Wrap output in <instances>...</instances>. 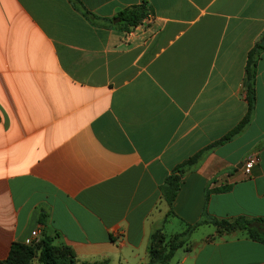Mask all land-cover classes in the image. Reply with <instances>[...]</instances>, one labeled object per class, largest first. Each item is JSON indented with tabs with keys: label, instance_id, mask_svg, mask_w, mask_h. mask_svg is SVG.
<instances>
[{
	"label": "crops",
	"instance_id": "obj_1",
	"mask_svg": "<svg viewBox=\"0 0 264 264\" xmlns=\"http://www.w3.org/2000/svg\"><path fill=\"white\" fill-rule=\"evenodd\" d=\"M78 1L109 19L145 2L149 19L124 32L70 0H0V260L35 230L76 263L144 264L150 231L204 209L264 218V46L248 124L183 174L168 215L159 190L244 115L264 0ZM170 264H264V243L201 223Z\"/></svg>",
	"mask_w": 264,
	"mask_h": 264
},
{
	"label": "trees",
	"instance_id": "obj_2",
	"mask_svg": "<svg viewBox=\"0 0 264 264\" xmlns=\"http://www.w3.org/2000/svg\"><path fill=\"white\" fill-rule=\"evenodd\" d=\"M70 2L93 24H95L96 21L106 20L111 26L124 32L141 23L149 13L146 3L140 2L120 9L110 19L100 18L85 9L78 0H70ZM112 19H115L114 23H111ZM262 48L263 47L256 42L246 53L244 64V98L246 101V111L242 118L218 139L176 163L164 178L159 190L162 199H164L168 207L166 215L172 213V201L183 174L192 170L205 152L232 139L248 124L254 108L256 61ZM207 196L208 193L206 192L204 194V202L207 200ZM201 223H210L214 225L217 232H228L235 229L242 230L247 237L264 243V230L258 231L251 226L253 223L264 224L263 217H245L238 215L231 219L216 218L207 214L204 209L196 222L185 224L184 229L180 232L166 234L161 228H155L150 231L148 243L146 245V261L144 264H170L173 251L180 247L186 248L190 233ZM33 259H35L38 264H94L88 262L76 263L69 247L65 245H54L47 236L40 237L37 241L28 244L12 242L6 257L0 260V264H31Z\"/></svg>",
	"mask_w": 264,
	"mask_h": 264
},
{
	"label": "built area",
	"instance_id": "obj_3",
	"mask_svg": "<svg viewBox=\"0 0 264 264\" xmlns=\"http://www.w3.org/2000/svg\"><path fill=\"white\" fill-rule=\"evenodd\" d=\"M148 19H149V17L146 16V17L142 20V22L147 21ZM142 22H141V23H142ZM139 24H140V23H139ZM255 161H256L255 156H250V157H248V158L244 161V163H243V170H244L245 173L248 172V168H249V167H250ZM36 235H37V233H36L35 230L30 231V233H29L30 238L27 240V242H26L25 244H28V243H31V242H35V241H37L38 238H37Z\"/></svg>",
	"mask_w": 264,
	"mask_h": 264
},
{
	"label": "rangeland",
	"instance_id": "obj_4",
	"mask_svg": "<svg viewBox=\"0 0 264 264\" xmlns=\"http://www.w3.org/2000/svg\"><path fill=\"white\" fill-rule=\"evenodd\" d=\"M205 228H206V227H199V228H197V229L194 231V233H193L192 236H193V237H198L200 234L203 233V231L205 230ZM171 229H173V228H170V227H167V226H166V229L164 230V233L168 234V232H169ZM31 264H38V263L36 262L35 259H33L32 262H31Z\"/></svg>",
	"mask_w": 264,
	"mask_h": 264
},
{
	"label": "water",
	"instance_id": "obj_5",
	"mask_svg": "<svg viewBox=\"0 0 264 264\" xmlns=\"http://www.w3.org/2000/svg\"><path fill=\"white\" fill-rule=\"evenodd\" d=\"M259 45L264 46V35L262 36L261 40L259 41Z\"/></svg>",
	"mask_w": 264,
	"mask_h": 264
}]
</instances>
